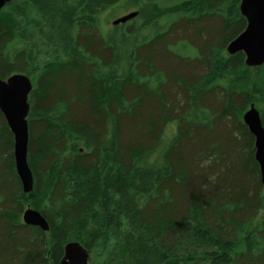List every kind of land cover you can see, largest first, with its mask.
<instances>
[{"label":"trees","instance_id":"trees-1","mask_svg":"<svg viewBox=\"0 0 264 264\" xmlns=\"http://www.w3.org/2000/svg\"><path fill=\"white\" fill-rule=\"evenodd\" d=\"M11 0L0 9V78L32 82L24 193L0 111V264H264V186L251 103L264 125V64L227 44L241 0ZM135 7V8H133ZM112 25V23H111ZM40 211L49 229L22 221ZM261 217L255 222L259 211Z\"/></svg>","mask_w":264,"mask_h":264},{"label":"water","instance_id":"water-1","mask_svg":"<svg viewBox=\"0 0 264 264\" xmlns=\"http://www.w3.org/2000/svg\"><path fill=\"white\" fill-rule=\"evenodd\" d=\"M11 0H0L2 9ZM239 10L246 19L244 30L227 46L228 54L244 53V63L248 67L264 64V0H241ZM137 11H130L111 21L112 25L125 23L134 18ZM32 89L30 78L23 73H14L0 78V111L3 113L14 136V163L20 179L22 190L29 193L33 188V174L29 166L28 155V95ZM244 124L254 136L255 159L260 168V179L264 186V125L260 113L251 103L242 115ZM22 221L29 225L49 229L43 214L35 208L26 207L22 213ZM59 264H90L87 249L78 241H69L64 245V253Z\"/></svg>","mask_w":264,"mask_h":264},{"label":"rangeland","instance_id":"rangeland-1","mask_svg":"<svg viewBox=\"0 0 264 264\" xmlns=\"http://www.w3.org/2000/svg\"><path fill=\"white\" fill-rule=\"evenodd\" d=\"M126 0H121L119 3H117L114 7H111L107 10H104L101 12L100 16H99V23L98 26L101 30V32L106 35L108 34L110 31V28H108V26L110 27H114L113 25H111V21L113 19H115L118 16H121L123 14H125L128 10L130 9V5L125 4ZM135 8V7H133ZM28 207V206H27ZM31 207V206H29ZM26 208V207H25ZM263 210L259 211L255 222H257L259 220V218L261 217ZM90 263V262H89ZM91 264V263H90Z\"/></svg>","mask_w":264,"mask_h":264}]
</instances>
